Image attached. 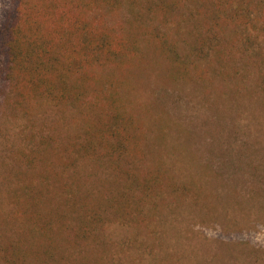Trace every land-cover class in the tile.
Masks as SVG:
<instances>
[{
  "label": "rangeland",
  "instance_id": "1",
  "mask_svg": "<svg viewBox=\"0 0 264 264\" xmlns=\"http://www.w3.org/2000/svg\"><path fill=\"white\" fill-rule=\"evenodd\" d=\"M37 1L0 0V264L16 256L21 231L33 225L39 209L47 210L57 225L54 212L66 208L65 188L61 199L39 208L33 195L39 182L49 181L60 190L73 174L69 169L61 181L51 174L50 146H61L82 130L79 117L75 123L69 117V108L34 94L18 98L10 83L15 74L8 72L5 28L18 10L26 9L24 3ZM211 34L214 48L205 59L194 60L197 69L186 82L168 80L163 85L152 75L155 62H167L161 56L141 60L149 69L132 68L142 83L137 80L130 98L157 102L167 114L150 105L139 110L134 101V114L144 125L137 175H160L164 186L155 190L151 206L131 204L132 218L125 221L117 213L120 206L102 209L99 220L104 224L96 242L76 250L64 243V263L264 264V0L234 2ZM146 80L156 87L149 90ZM85 98L94 100L92 93ZM29 156L35 157L33 165ZM53 167L61 169V162ZM84 168L77 176L80 191L78 184L72 190L75 197L87 200V190L93 198L98 192L108 194L110 173L92 164ZM167 177L176 192L166 186ZM183 185L191 192H184ZM74 213L65 214L68 227L75 222Z\"/></svg>",
  "mask_w": 264,
  "mask_h": 264
},
{
  "label": "trees",
  "instance_id": "2",
  "mask_svg": "<svg viewBox=\"0 0 264 264\" xmlns=\"http://www.w3.org/2000/svg\"><path fill=\"white\" fill-rule=\"evenodd\" d=\"M47 1L24 3L26 9L18 10L11 20L13 23L5 28L3 49L8 72L15 74L10 83L17 89L18 98L26 99L34 94L53 106L69 108L74 123L75 116L80 119L82 130L74 132L61 146L50 144L52 166L48 163L49 171L60 181L69 169L75 171L64 179L60 190L49 181L39 182L32 200L35 208L41 203L49 205L54 198L61 199L65 188L64 203L70 208L48 210H55L56 226L45 214L47 210L39 209L33 225L21 231L16 256L13 255V260L6 257V264H66L65 244L76 250L96 242L104 224L99 220L103 218L102 209L120 206L117 213L125 221L132 218L131 204L155 203V190L160 191L164 185L160 183V175H137L140 167L136 159L142 152L144 125L133 108L137 109L136 102L139 110L150 105L166 113L157 102L142 103L135 96L130 98L137 80L142 83L138 75L133 77L132 68L149 69L152 66L142 61L161 56L167 62L163 66L160 61L154 63L156 69L152 75L156 79L163 85L168 80L188 81L197 69L194 60L205 59L208 50L215 46L211 28L219 24L227 7L238 2L61 0L58 4V0ZM145 82L149 90L156 87ZM89 93L93 94V101L86 100ZM146 114L144 111L143 115ZM29 158V165H33L35 157ZM55 161L61 162V169L53 167ZM86 164L110 173L111 178L106 180L108 194L98 192L93 198L87 190V200L75 197L77 191L72 190L76 189L77 176ZM166 182L172 192L178 190L172 178L167 177ZM189 187L183 185L181 189L189 193L192 190ZM67 212H75V222L70 227L66 224ZM34 230L37 237L32 240ZM9 247L6 244V252Z\"/></svg>",
  "mask_w": 264,
  "mask_h": 264
}]
</instances>
